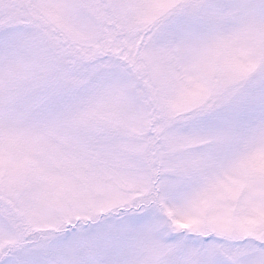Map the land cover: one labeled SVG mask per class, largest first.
<instances>
[{"label": "snow or ice", "instance_id": "6c2138e0", "mask_svg": "<svg viewBox=\"0 0 264 264\" xmlns=\"http://www.w3.org/2000/svg\"><path fill=\"white\" fill-rule=\"evenodd\" d=\"M0 264H264V0H0Z\"/></svg>", "mask_w": 264, "mask_h": 264}]
</instances>
